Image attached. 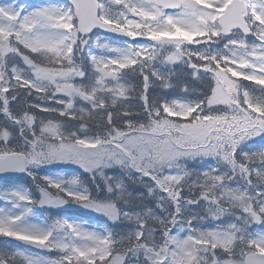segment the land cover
<instances>
[{"label": "snow or ice", "instance_id": "obj_1", "mask_svg": "<svg viewBox=\"0 0 264 264\" xmlns=\"http://www.w3.org/2000/svg\"><path fill=\"white\" fill-rule=\"evenodd\" d=\"M179 63L192 80L174 85ZM154 86L192 96H150ZM205 158L215 163L187 166ZM51 164L78 166L95 191L34 171ZM7 172L39 195L0 190V236L38 251L0 246V264H264V230L252 228L264 229V0L0 3ZM70 203L106 222L34 211Z\"/></svg>", "mask_w": 264, "mask_h": 264}, {"label": "trees", "instance_id": "obj_2", "mask_svg": "<svg viewBox=\"0 0 264 264\" xmlns=\"http://www.w3.org/2000/svg\"><path fill=\"white\" fill-rule=\"evenodd\" d=\"M158 67H163V66L162 65H158ZM171 67H175V72H173L172 77H171L174 85L179 80H189V81L192 80V77L187 75V73L191 72L192 70L191 69H187L184 64L179 63L176 66H171ZM132 83L134 84L135 81H132ZM195 83L196 82H193V85H195ZM241 83L244 84V85H247L249 88H252V89H258V87H259V86H256V85H252L248 81H241ZM201 91H209V90L206 87H204L203 89H201ZM161 93H165L166 94V98H168V99L181 98V97H184L186 95L189 98H191V96H192V93L185 94L184 92L181 91L180 88L175 87V86L173 88H170V89H162V88L155 87V86L153 88L149 89V95L150 96L153 95V94L159 95ZM133 103H134V105L136 107H139V102L134 101ZM39 115H45V114L40 113ZM259 143H260V138L259 137H256V141H252L251 140V141L247 142V144L249 146H251L252 149H258ZM210 163L214 164L215 161L212 160L211 158H205V160L203 162L198 161V160L197 161L189 160V161H187V166L190 169L199 170V169H202V168H207ZM68 168H69V166H66V165L51 164V165H46V166H44L43 168H41L39 170L41 171V173H44L47 169L49 170V169H68ZM38 175H40V174H38ZM81 178L83 179L84 175L83 176L81 175ZM85 181L86 182H84V183L87 184L89 186V188L92 189L93 192H94L95 191V186L92 184V182L89 181V180L88 181L85 180ZM12 186H14V187H24V188L30 189L31 193L34 196L38 197V190L36 189L35 182L27 174L23 175L20 179H16L12 183ZM131 187L132 188H138L139 186L138 185H131ZM150 206L155 208V202H153ZM156 211L159 212V209H156ZM197 211H200V210L197 209ZM66 213L71 214V216L72 215L82 214V212L80 210H78V209H69V210H62V211L61 210H56L55 211V214H56L57 217L61 216L62 214H66ZM52 214H54V212ZM99 221H100V224H104L106 222L103 219H99ZM107 223L111 224V222H107ZM204 223H210V220H208V221H206ZM110 230L113 231L117 236L122 235L125 232V230L123 228H121V227L111 228Z\"/></svg>", "mask_w": 264, "mask_h": 264}, {"label": "rangeland", "instance_id": "obj_3", "mask_svg": "<svg viewBox=\"0 0 264 264\" xmlns=\"http://www.w3.org/2000/svg\"><path fill=\"white\" fill-rule=\"evenodd\" d=\"M7 2V0H0V3H6ZM21 2L22 3H24V2H28V0H21ZM31 2L32 3H39V0H31ZM60 2V1H59ZM61 4H66V3H64V2H60ZM142 42H146V41H142ZM253 42H255L254 41V38L253 37H251V38H249V43H253ZM94 43H95V37H93V47H94ZM150 43V42H149ZM221 47H222V45H220ZM188 47H191V48H201V47H203L202 45H190V46H188ZM215 47H217V45H213V48H215ZM16 60H17V63H19V65L21 66V67H24V65H23V62L17 57L16 58ZM163 66V65H162ZM172 65H169L168 67H171ZM235 79V78H234ZM83 102L82 101H78V106H79V104H82ZM252 141H256V137L252 140ZM260 146H261V141H260V143H259V146H258V148H260ZM256 147V146H255ZM61 165H64V164H61ZM66 166H69V168L68 169H52V170H50V171H45L44 173H41V171L39 170V169H34V171H36L38 174H40V175H45V174H47V175H51V176H65V178H71V175L72 174H75V175H78L79 177H80V179L83 181V182H86L85 180H89V181H91V177H90V175L88 174V173H84L83 175H84V178L82 179L81 178V175L82 174H80L77 170H78V166H76V165H66ZM106 171H108L109 172V174H111V171L112 170H106ZM99 179V178H98ZM9 186V188H7V189H4V190H9V189H13V188H17V187H14V186H12V184H9L8 185ZM0 190H2V189H0ZM54 191V190H53ZM38 195H39V193H38ZM69 209H78V210H80V211H82L83 213H84V216L86 217V221H88L92 226H96L97 224H99L98 223V219H103V220H105L106 221V218L105 217H103L102 215H100V214H98V213H95V212H92V211H90V210H86V209H84V208H82L81 206H79V205H76V204H74V203H71V204H66V205H64V206H62V207H60V208H40L39 206H37L35 209H34V211H35V213H36V215L37 216H44V215H42V213L43 214H45L47 217L48 216H50V215H52L51 217H50V219H55V218H57V216H56V214H55V211L56 210H69ZM54 212V214H52ZM60 218H65V217H67L65 214H62L61 216H59ZM67 218H69V217H67ZM70 219H77V220H82V219H80V218H70ZM204 222H206V221H204ZM204 222H202L203 224H205V225H216V224H218L219 222L218 221H212V220H210V223H204ZM252 228H253V230L254 231H262V230H264V229H262L261 228V226L259 225V224H253V226H252ZM2 236H0V246H4V245H7L8 247H10V248H17L16 246H12L11 244H9L7 241H1L2 239ZM21 249V248H20ZM23 250V249H22ZM58 254L56 253V252H53V254L52 255H50V256H52V257H55V256H57ZM47 256H49V255H47Z\"/></svg>", "mask_w": 264, "mask_h": 264}, {"label": "water", "instance_id": "obj_4", "mask_svg": "<svg viewBox=\"0 0 264 264\" xmlns=\"http://www.w3.org/2000/svg\"><path fill=\"white\" fill-rule=\"evenodd\" d=\"M65 1L67 3H70V0H65ZM166 11H171V9H167ZM105 35H109V36H112V37H119L121 39H126V37L118 36V35L112 34V33H105ZM78 171L79 172H83V170L80 169L79 167H78ZM22 174L23 173H14V172L0 173V180L7 179V178H17V177L21 176ZM4 239L9 240L10 242H13L14 244L18 245L21 248H24V249H27V250H31V251H35V252L38 251L33 246L24 245L20 241H15V240H12L11 238H8V237H4ZM45 254H49V252H45Z\"/></svg>", "mask_w": 264, "mask_h": 264}]
</instances>
